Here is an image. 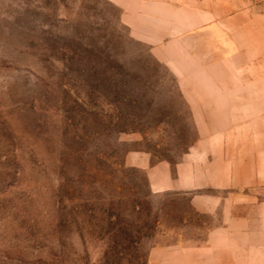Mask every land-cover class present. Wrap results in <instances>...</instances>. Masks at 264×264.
I'll return each instance as SVG.
<instances>
[{
    "label": "rangeland",
    "instance_id": "1",
    "mask_svg": "<svg viewBox=\"0 0 264 264\" xmlns=\"http://www.w3.org/2000/svg\"><path fill=\"white\" fill-rule=\"evenodd\" d=\"M118 1L0 0V264H150L214 230L264 264V0L175 15L163 61ZM131 156L201 187L154 193Z\"/></svg>",
    "mask_w": 264,
    "mask_h": 264
},
{
    "label": "crops",
    "instance_id": "2",
    "mask_svg": "<svg viewBox=\"0 0 264 264\" xmlns=\"http://www.w3.org/2000/svg\"><path fill=\"white\" fill-rule=\"evenodd\" d=\"M203 0H119L121 20L130 29L132 36L145 43L156 46L154 49L157 60H172L163 55L172 44H181L183 37L192 36L180 29L175 18L177 14H188L195 19L194 25L189 24V31L199 29L206 22L198 19L207 17V6ZM215 8V6H214ZM216 10V9H215ZM212 11H214L212 9ZM209 12H211L209 10ZM216 18V17H215ZM215 20V19H214ZM216 22V20L214 21ZM168 38H171L168 42ZM178 38V39H177ZM157 39V40H156ZM156 40V41H155ZM193 160L178 167L177 175L172 178L170 165L159 163L150 165L145 156H131L128 165L144 170L149 186L154 193L166 191H194L201 187L196 181V165ZM193 173L195 177H193ZM195 178V179H194ZM191 205L199 212L212 213L216 199L209 196H193ZM226 237L225 230H214L208 234L206 244L190 249L187 252L180 248L170 247L152 257L150 264H240L239 250L235 245L223 244L218 238Z\"/></svg>",
    "mask_w": 264,
    "mask_h": 264
}]
</instances>
